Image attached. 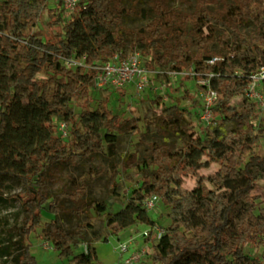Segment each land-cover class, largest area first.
<instances>
[{
	"label": "trees",
	"instance_id": "obj_1",
	"mask_svg": "<svg viewBox=\"0 0 264 264\" xmlns=\"http://www.w3.org/2000/svg\"><path fill=\"white\" fill-rule=\"evenodd\" d=\"M129 1L79 0L69 18L59 15L62 26L52 39H43L30 31L48 0H0V202L19 189L12 198L22 215L18 238L0 241V264H42L30 242L40 227L60 264H97L90 213L102 214L106 204L89 199L88 188L92 179L107 176L109 195H117L121 171L133 167L142 173L140 186L120 210L107 214L106 224L115 234L135 224L154 229L146 201L157 196L169 209L170 224L157 238L152 264H264L245 250L264 236V209L259 195H251L256 170L264 171V156L254 152L263 133L254 123L256 105L245 95L250 73L264 63V0H181L187 9L172 0ZM125 17L145 23L127 26ZM128 47L148 54L149 70L208 78L217 93L212 115L220 123L198 133L189 108L157 101L147 125L154 124L162 140L143 138V155L116 161L119 137L138 131L140 119L113 112L107 100L93 108L91 91L100 66ZM72 58L84 63L67 67L63 59ZM74 101L80 102L78 114ZM56 120L70 128L69 140L58 134ZM105 149L109 166H93L52 192L55 166L75 165ZM214 163L216 172L199 173ZM188 175L195 176L192 188L184 185ZM45 210L86 218L74 228L55 219L42 226ZM83 243L87 252H76Z\"/></svg>",
	"mask_w": 264,
	"mask_h": 264
},
{
	"label": "rangeland",
	"instance_id": "obj_2",
	"mask_svg": "<svg viewBox=\"0 0 264 264\" xmlns=\"http://www.w3.org/2000/svg\"><path fill=\"white\" fill-rule=\"evenodd\" d=\"M147 0H140L142 5H145ZM175 6L187 9L188 5L181 0H172ZM126 4L130 5V1L126 0ZM72 12H68L63 8L60 0H48V7L43 11L42 16L38 24L30 31L36 33L43 39H52V35L56 30L61 28V24H57L56 21L60 16L63 20L71 16ZM127 26H140L145 23L144 20L134 17H125L123 20ZM138 55L143 65H147L149 56L141 49L132 50L128 47L124 53V56ZM84 63V60L77 61ZM77 65L71 66L75 68ZM147 67V66H146ZM148 69V68H147ZM149 70V69H148ZM188 71L181 73H175L166 67H157L154 70H149L148 78L149 83L145 90L138 95L133 85H130L122 90H116L113 88L101 89L94 87L91 91V97L93 99L92 107L95 108L100 101L107 100V106L113 110V112L122 114L124 118L136 117L140 119L139 130L133 131L126 135L119 137V145L115 160L121 161L130 153H137L141 156L147 151V144L143 142V138L148 140H162V137L158 135L154 124L147 123L151 121L153 112L156 109L155 102H159L160 105H168L173 103H179L181 107L189 108L193 112L192 118H188L191 121L192 128L201 133L202 129L209 125H217L220 123V117L213 115L211 123H206V120L202 118L204 113V100L203 94L205 91L200 89V85L206 87L209 86V80L206 79H188L185 75ZM43 76V75H41ZM26 95V93H25ZM189 96L197 98V102L190 99ZM239 97L234 98L233 103L238 104ZM79 101L72 102L75 112L78 114L81 111L79 107ZM257 117L254 121L256 128L262 131L263 137L261 142L254 148V152L264 156V110H257ZM58 134L65 140L70 139V128L67 127V134H63L59 131ZM231 126L239 128V125L234 123ZM144 134L146 136H144ZM109 155L107 149L100 154H95L91 158L82 159L75 165H57L51 171V188L52 192H59L64 185H68L71 181L77 180L79 177L87 175V171L93 167H107L109 166ZM219 164L214 163L210 168L199 170L200 174L208 175L218 170ZM141 171L137 167H133L126 171H121L118 178L117 195H109L108 193V177L100 176L92 179L88 188L87 197L89 199L104 200L106 204V211L100 215H97L94 210L90 213L91 221L93 222V229L89 233V238L93 245L96 247L98 260L97 264H115L121 258V253L117 249L120 243H129V248L123 253L124 257H127L133 253H139L141 250H145L146 253L141 258L138 264H152V253L157 238L163 233L170 224L169 209L158 200L155 207L150 210V215L155 219L156 226L154 229L151 227L135 224L129 226L118 234L112 233L111 229L106 224L107 214L114 213L120 210L127 202L133 189L138 188L141 182ZM185 187L192 188L195 185V176L188 175L185 177ZM255 188V189H254ZM251 191V195L259 194L262 197L264 194V171L256 170L255 186ZM15 189L12 192L5 193L7 198L6 202H0V241L5 239L9 235H13V238H18L20 227L22 225V215L20 214V205L18 200L12 198V194L18 191ZM264 196V195H263ZM259 198V199H260ZM260 201V200H259ZM53 203V200H50ZM70 206L71 203H66ZM261 209H264V200L260 203ZM86 218V214L80 218L71 214H59L55 215L49 213L47 210L43 213L42 226L51 219L57 220L66 228H74L81 224ZM144 231L148 232L147 236H144ZM31 250L36 256L37 260L42 264H60L61 259L51 243L46 247L45 242H49L43 235L41 227L30 236ZM1 245V244H0ZM264 236L260 242L248 243L245 247L253 257H257L264 261ZM87 244L83 243L77 249L76 252L86 249ZM2 261L0 257V262Z\"/></svg>",
	"mask_w": 264,
	"mask_h": 264
},
{
	"label": "built area",
	"instance_id": "obj_3",
	"mask_svg": "<svg viewBox=\"0 0 264 264\" xmlns=\"http://www.w3.org/2000/svg\"><path fill=\"white\" fill-rule=\"evenodd\" d=\"M79 0H62L63 8L68 11H74ZM216 58H212L209 62L213 63ZM64 64L67 67L77 65L78 62L74 58L63 59ZM81 64V63H80ZM178 73V72H175ZM149 70L142 64L138 55L134 56H119L116 55L100 66V73L95 81V86L101 89L113 88L116 90H122L126 87L133 85L138 95H140L149 83ZM203 96L204 113L202 118L206 120V123H211L213 120L212 108L217 93L210 85L206 88ZM245 95L250 101L255 103L257 110H264V63L250 73L249 81L245 86ZM67 125L64 122L59 123V131L63 134H67ZM157 196H152L147 199L146 206L149 210L153 209L158 202ZM144 236L148 235L147 231H144ZM50 242H45L47 247ZM129 248V243L123 242L117 246V249L121 253L120 260L115 264H138L146 251L143 249L139 253H133L127 257L123 256V253ZM87 252V247L85 249Z\"/></svg>",
	"mask_w": 264,
	"mask_h": 264
},
{
	"label": "crops",
	"instance_id": "obj_4",
	"mask_svg": "<svg viewBox=\"0 0 264 264\" xmlns=\"http://www.w3.org/2000/svg\"><path fill=\"white\" fill-rule=\"evenodd\" d=\"M255 189V188H254ZM254 195H259V194H254ZM264 194H262V197L260 198V201H263L264 200Z\"/></svg>",
	"mask_w": 264,
	"mask_h": 264
}]
</instances>
